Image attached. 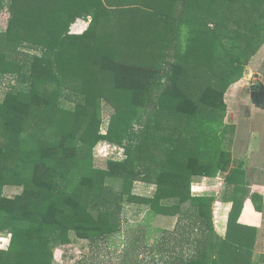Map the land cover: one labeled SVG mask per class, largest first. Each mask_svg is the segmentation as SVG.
<instances>
[{"label": "trees", "instance_id": "16d2710c", "mask_svg": "<svg viewBox=\"0 0 264 264\" xmlns=\"http://www.w3.org/2000/svg\"><path fill=\"white\" fill-rule=\"evenodd\" d=\"M3 13L0 264H56L54 249L78 241L90 264L111 247L118 264H254L263 240L238 224L249 191L222 129L226 91L264 45V0H0ZM101 143L121 156L97 165ZM219 174L224 237L216 196L192 193ZM136 204L146 217L118 245ZM155 217L177 221L166 230Z\"/></svg>", "mask_w": 264, "mask_h": 264}, {"label": "rangeland", "instance_id": "374dc122", "mask_svg": "<svg viewBox=\"0 0 264 264\" xmlns=\"http://www.w3.org/2000/svg\"><path fill=\"white\" fill-rule=\"evenodd\" d=\"M0 17V27L2 29L4 28L6 23V15L3 13ZM88 19L90 18H87V20H80L83 21V23H81V26L76 27V25H72L70 31L74 32L75 34L81 33L87 27ZM263 47L264 45L258 51V53L250 59L249 64L246 67L241 79L231 85L225 94V104L227 110L224 119V127L222 129L223 135L225 136L223 139V145L225 149L230 152L231 157L233 158L234 156L237 160L238 155L231 153L230 149H233L234 145H236L238 149L240 142V139L238 138L240 129L238 128V126L242 123L241 128H244V125L246 123L245 121H240L244 119L243 115L245 112V107L241 106V99L245 97L246 92H249V83L259 81V84H264V51L262 50ZM62 105L67 106L69 104L67 102L62 101ZM109 113L110 110L106 107L102 130H104L107 125ZM120 156L121 150L118 147L105 143L99 144L94 149L95 163L99 166L102 165L107 158H119ZM233 161H235L234 158ZM200 180V184L192 185V193L194 195L198 193H205L208 195L216 196L218 202L224 201L225 187L223 182V176L219 174L217 176V179L206 178ZM152 190V187L144 185L142 183H136L134 186V193L138 195L150 196ZM15 192L16 191L13 190H6L5 194L11 195ZM147 210L148 207L143 204L130 205L129 207L124 208L125 219H123L126 224L124 223L121 233L115 236L114 240L116 241V244L119 245L123 242L124 236L128 231V225L137 227L139 223L143 222L144 218L146 217ZM165 225L166 219L163 217H155L151 221V226L154 227H165ZM7 244L8 235L6 233H1L0 249H5L7 247ZM118 245L115 246L117 247ZM53 253L54 261L56 264H80L87 262V264H90V256L92 254V251L90 250V248H88L86 242L78 241L73 244L57 247L56 249H54ZM116 253L118 254L119 251L115 252L114 247H111L109 249L106 248V251L103 249V253L100 252V255H98V259L99 261H101L99 264H118L116 260ZM141 258H143V256H141Z\"/></svg>", "mask_w": 264, "mask_h": 264}, {"label": "crops", "instance_id": "0c3cea01", "mask_svg": "<svg viewBox=\"0 0 264 264\" xmlns=\"http://www.w3.org/2000/svg\"><path fill=\"white\" fill-rule=\"evenodd\" d=\"M81 23H83V21L78 20L73 25L78 27L81 26ZM262 50L264 51V47ZM241 106L245 107V112L243 115L244 119L240 121H245L247 124L245 123L244 128H241L242 123L239 124L238 128L240 131L238 138L240 142L238 149L237 146L234 145V148L230 150L231 153L238 155V160L233 156L235 161H233L232 167H240L245 172L244 181L247 184L249 196L244 200L238 218V224L244 227L257 229V237L261 238L263 243L254 253V264H264V257L262 258V256H264V84L254 91V93L250 91L246 92L245 97L241 99ZM203 179L206 178H202V180ZM214 179H217V177ZM200 181V179L197 180L193 185L200 184ZM202 194L205 193H198L195 195ZM252 194H256L259 197V199H256L255 204L260 208V212L255 210L250 199ZM216 201L212 208L214 229L220 237H224L231 203ZM163 218L166 219V225L165 227L158 228L172 230L177 218Z\"/></svg>", "mask_w": 264, "mask_h": 264}, {"label": "flooded vegetation", "instance_id": "af4514ba", "mask_svg": "<svg viewBox=\"0 0 264 264\" xmlns=\"http://www.w3.org/2000/svg\"><path fill=\"white\" fill-rule=\"evenodd\" d=\"M262 84H259V81L258 82H251L249 83V91L251 93H254V91H256L257 89H259L261 87Z\"/></svg>", "mask_w": 264, "mask_h": 264}, {"label": "built area", "instance_id": "2783aa9c", "mask_svg": "<svg viewBox=\"0 0 264 264\" xmlns=\"http://www.w3.org/2000/svg\"><path fill=\"white\" fill-rule=\"evenodd\" d=\"M90 22V19H88V23Z\"/></svg>", "mask_w": 264, "mask_h": 264}]
</instances>
